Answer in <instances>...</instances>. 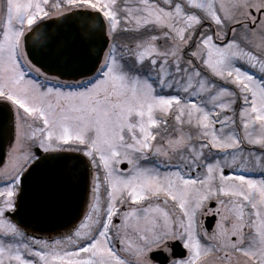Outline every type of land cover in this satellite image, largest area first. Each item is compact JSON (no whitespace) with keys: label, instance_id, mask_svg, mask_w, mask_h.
Returning a JSON list of instances; mask_svg holds the SVG:
<instances>
[{"label":"snow or ice","instance_id":"1","mask_svg":"<svg viewBox=\"0 0 264 264\" xmlns=\"http://www.w3.org/2000/svg\"><path fill=\"white\" fill-rule=\"evenodd\" d=\"M0 149V264H264V0H0Z\"/></svg>","mask_w":264,"mask_h":264},{"label":"water","instance_id":"2","mask_svg":"<svg viewBox=\"0 0 264 264\" xmlns=\"http://www.w3.org/2000/svg\"><path fill=\"white\" fill-rule=\"evenodd\" d=\"M2 150V149H0ZM75 162L72 160L67 161V167H71L72 164H74ZM56 221L55 220H48L45 222H42L41 224L38 225V227H52L55 226Z\"/></svg>","mask_w":264,"mask_h":264}]
</instances>
